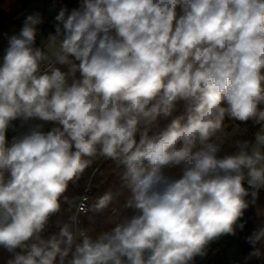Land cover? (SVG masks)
Instances as JSON below:
<instances>
[{"label": "clouds", "instance_id": "obj_1", "mask_svg": "<svg viewBox=\"0 0 264 264\" xmlns=\"http://www.w3.org/2000/svg\"><path fill=\"white\" fill-rule=\"evenodd\" d=\"M55 20L37 47L43 20L28 15L0 59L8 264H191L234 235L244 182L253 198L264 188V0H81ZM226 121L258 130L226 152ZM100 158L128 195L92 236L62 205ZM248 239L264 255V229Z\"/></svg>", "mask_w": 264, "mask_h": 264}, {"label": "trees", "instance_id": "obj_2", "mask_svg": "<svg viewBox=\"0 0 264 264\" xmlns=\"http://www.w3.org/2000/svg\"><path fill=\"white\" fill-rule=\"evenodd\" d=\"M41 0H0V31L10 26L15 25L20 15L33 3ZM60 4L65 5L71 9L79 8L81 0H58ZM35 46L39 47L38 44ZM227 130L232 133L236 130L235 135L229 138L225 143L224 151L230 152L233 150V141L236 139L254 138V133L258 130L250 122L247 125L239 124V122L226 121ZM47 127V126H46ZM247 131H243L244 129ZM15 133L9 131V138ZM119 170L110 160L103 158L94 161L93 165L88 168L80 180L76 184H70L68 191L65 195L68 197V202L62 205V218L67 219L68 215L76 213L75 207L78 199L84 194L86 190L90 191V203L88 213L81 218L80 227L88 232L89 235L95 236L97 233L106 230L111 226V222L117 215H123L125 210L123 204L128 195L127 189L122 187L119 175ZM246 182V181H245ZM247 188V187H245ZM249 195L245 197L248 202V207L244 210L241 219L243 228L237 231L232 237L233 240L237 239L240 233H244L245 238L241 243L243 257L242 264H264V255L260 257L251 256L253 245L249 243V237L260 229H264V189L261 188L256 191L255 198L252 197L251 192L253 189L247 188ZM113 192L115 199L102 213H93L91 207L95 200L103 193ZM55 231V229H50ZM255 247L260 248L264 253V242L257 243ZM223 249L219 252L209 264H222L220 255ZM12 254L7 250L0 248V264H8ZM220 259V260H219Z\"/></svg>", "mask_w": 264, "mask_h": 264}, {"label": "rangeland", "instance_id": "obj_3", "mask_svg": "<svg viewBox=\"0 0 264 264\" xmlns=\"http://www.w3.org/2000/svg\"><path fill=\"white\" fill-rule=\"evenodd\" d=\"M62 8H66L68 12H71V8L60 4L58 0H41L31 4L19 17L18 26H10L8 27L11 30H19L23 26V21L28 15L39 13L42 17L43 22L37 26V37H36V44L39 47H43L44 42L47 40L49 34H55V26L57 21L55 20L56 15H58L59 11ZM240 238L244 237V233L239 234ZM238 239L236 240V247L239 244ZM240 247V246H239ZM220 260V259H219ZM222 264L224 262H221Z\"/></svg>", "mask_w": 264, "mask_h": 264}, {"label": "crops", "instance_id": "obj_4", "mask_svg": "<svg viewBox=\"0 0 264 264\" xmlns=\"http://www.w3.org/2000/svg\"><path fill=\"white\" fill-rule=\"evenodd\" d=\"M18 23L19 20L14 26H18ZM14 31L19 32V30H14ZM233 132L235 133L236 130ZM240 225H241V219H239L237 222V225L235 227V234L240 229ZM234 235L231 234L222 235L218 239L211 241L205 249V255L196 256L194 260L191 262V264H209L211 260H213V258H215V256H217L222 249H223V253L220 255V259L222 260V262H224L223 264H242L240 262L243 257L241 243L243 242L245 235L242 239L237 238L239 241L237 247L235 246L236 245L235 242L237 239L236 240L232 239ZM238 237L240 238V236Z\"/></svg>", "mask_w": 264, "mask_h": 264}, {"label": "built area", "instance_id": "obj_5", "mask_svg": "<svg viewBox=\"0 0 264 264\" xmlns=\"http://www.w3.org/2000/svg\"><path fill=\"white\" fill-rule=\"evenodd\" d=\"M18 33L19 32L11 30L9 28L0 31V59H2L4 55V50L7 47V37L12 34H18ZM89 203H90V191L86 190L84 194L78 199L75 207L76 213L79 214L80 220L88 213Z\"/></svg>", "mask_w": 264, "mask_h": 264}, {"label": "water", "instance_id": "obj_6", "mask_svg": "<svg viewBox=\"0 0 264 264\" xmlns=\"http://www.w3.org/2000/svg\"><path fill=\"white\" fill-rule=\"evenodd\" d=\"M244 187L249 188V186L247 185V182H244ZM264 192V191H263ZM17 251H20V249H17Z\"/></svg>", "mask_w": 264, "mask_h": 264}]
</instances>
